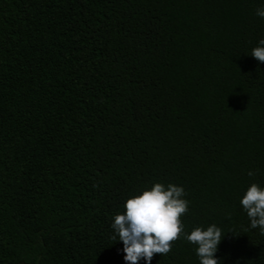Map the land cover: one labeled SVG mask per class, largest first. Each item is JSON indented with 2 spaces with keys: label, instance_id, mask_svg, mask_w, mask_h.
I'll use <instances>...</instances> for the list:
<instances>
[{
  "label": "trees",
  "instance_id": "1",
  "mask_svg": "<svg viewBox=\"0 0 264 264\" xmlns=\"http://www.w3.org/2000/svg\"><path fill=\"white\" fill-rule=\"evenodd\" d=\"M258 7L0 0V264H127L111 219L154 181L183 187L184 232L220 228V264H264L239 203L264 185ZM170 244L149 264H199Z\"/></svg>",
  "mask_w": 264,
  "mask_h": 264
},
{
  "label": "clouds",
  "instance_id": "2",
  "mask_svg": "<svg viewBox=\"0 0 264 264\" xmlns=\"http://www.w3.org/2000/svg\"><path fill=\"white\" fill-rule=\"evenodd\" d=\"M255 14L264 18V7L256 8ZM250 54L256 60L264 61V37L251 48ZM247 174L253 175L251 171ZM183 196L182 186L154 181L124 199L123 211L113 214L110 226L114 240L122 242V258L127 264H137L141 258L149 264L153 253L166 254L170 242L181 234L196 245L194 251L199 264H220L214 255L222 237L220 228L216 224L196 225L184 232L179 217L187 211L188 201ZM239 203L250 227H258L264 234V185L249 183L240 195Z\"/></svg>",
  "mask_w": 264,
  "mask_h": 264
}]
</instances>
